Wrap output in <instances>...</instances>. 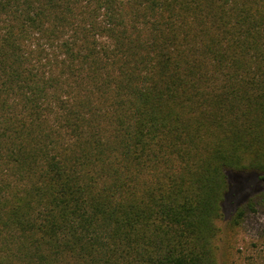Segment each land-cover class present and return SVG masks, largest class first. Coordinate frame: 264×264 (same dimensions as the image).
Masks as SVG:
<instances>
[{
  "label": "trees",
  "instance_id": "1",
  "mask_svg": "<svg viewBox=\"0 0 264 264\" xmlns=\"http://www.w3.org/2000/svg\"><path fill=\"white\" fill-rule=\"evenodd\" d=\"M238 174L264 0H0V264H219Z\"/></svg>",
  "mask_w": 264,
  "mask_h": 264
},
{
  "label": "rangeland",
  "instance_id": "2",
  "mask_svg": "<svg viewBox=\"0 0 264 264\" xmlns=\"http://www.w3.org/2000/svg\"><path fill=\"white\" fill-rule=\"evenodd\" d=\"M236 176L249 180L238 181L236 187L240 186L236 188L235 204L264 190V184L250 174ZM219 243V264H264V202H258L254 210L248 209L238 224L227 223Z\"/></svg>",
  "mask_w": 264,
  "mask_h": 264
}]
</instances>
